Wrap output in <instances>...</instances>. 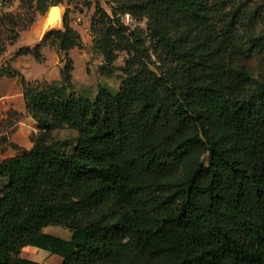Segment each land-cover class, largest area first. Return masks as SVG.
Masks as SVG:
<instances>
[{
	"label": "trees",
	"instance_id": "16d2710c",
	"mask_svg": "<svg viewBox=\"0 0 264 264\" xmlns=\"http://www.w3.org/2000/svg\"><path fill=\"white\" fill-rule=\"evenodd\" d=\"M123 2L150 19L152 57L136 40L140 56L118 92L77 95L70 63L60 81L22 79L39 132L31 151L0 161V264H41L22 257L28 246L62 264H264V64L235 66L264 57V31L246 29L264 20V0L252 15L209 0ZM5 20L19 36L34 18L21 29ZM91 28L108 62L101 73L112 75L130 47L124 27L98 5ZM52 36L65 50L78 45L66 26L17 56L43 61ZM53 121L78 132L72 144L48 136ZM185 161L187 175L170 181Z\"/></svg>",
	"mask_w": 264,
	"mask_h": 264
},
{
	"label": "rangeland",
	"instance_id": "374dc122",
	"mask_svg": "<svg viewBox=\"0 0 264 264\" xmlns=\"http://www.w3.org/2000/svg\"><path fill=\"white\" fill-rule=\"evenodd\" d=\"M214 5L225 6L227 11L230 9L242 10V13L252 15L262 5L263 0H209ZM59 5L62 9L63 20L59 26L51 32L66 33V26L76 35H78V45L65 50L61 46L60 39L52 36L46 45L42 48L44 60L38 61L32 55L17 56L18 52L24 48L34 47L42 41L40 32L44 21L52 6ZM100 5L111 16L112 19L118 20V25H122L125 30L126 41L130 47L123 51H118L117 60L110 66L113 69L112 75L101 73L100 68L107 65L108 62L94 47V36L92 32V22ZM9 14L16 21L15 27L21 29L30 18L34 21L28 29L16 34L11 31L14 28L13 22L5 20L0 22V47L5 46L6 50L0 54V74L5 67H10L21 72V76H3L0 77V120L5 122L8 118L3 112V108L9 104L20 106L23 95L22 79L27 81H60L61 72L67 63L71 64L74 92L90 98H95L101 87H107L113 92H118L121 86L122 78L130 70L129 61L131 57H139L137 42L143 48V56L152 57V40L150 19L142 14L139 10L133 9L130 4L123 0H0V16ZM246 28L248 31L259 33L264 31V20L258 18ZM241 29L242 36H247L248 31ZM49 34V32H48ZM134 45V46H133ZM132 46V47H131ZM140 58L136 60L139 61ZM135 62V63H136ZM134 63L133 68H136ZM132 64V63H131ZM130 64V67H131ZM264 64L262 56L240 57L235 66L240 70L258 71ZM10 99V100H9ZM0 125V145L5 143L7 138L4 135L5 129ZM39 130L34 134H37ZM33 134V135H34ZM48 136L55 141H65L72 144L78 137V132L66 125L56 121L52 122V130ZM189 171V162L185 161L180 164L170 175V181L183 179ZM0 183V188H1ZM61 190L54 189L49 193L52 201L60 199ZM45 232L56 234L61 237L69 238L71 232L69 229L59 226H48ZM24 248L22 257L34 260L39 256L34 251ZM41 252L48 253L45 250L38 249ZM35 250V251H38ZM50 255V259L43 264H53L60 259L57 255ZM61 260V259H60ZM154 264H172L166 259L158 260Z\"/></svg>",
	"mask_w": 264,
	"mask_h": 264
},
{
	"label": "crops",
	"instance_id": "0c3cea01",
	"mask_svg": "<svg viewBox=\"0 0 264 264\" xmlns=\"http://www.w3.org/2000/svg\"><path fill=\"white\" fill-rule=\"evenodd\" d=\"M3 112L7 114L8 118L5 122H1L0 120V125L2 127L1 129H5L3 134L7 138L5 143L0 145V161L31 151L33 148L32 136L38 129L37 123L26 111L24 98H22L20 106H14L9 101V104L3 108ZM26 248H29V251H34L39 255L34 258L36 262L43 264V262L50 259L49 252L40 253L38 248L32 246ZM60 259L54 261L53 264H62L63 259L61 257Z\"/></svg>",
	"mask_w": 264,
	"mask_h": 264
},
{
	"label": "water",
	"instance_id": "95a60500",
	"mask_svg": "<svg viewBox=\"0 0 264 264\" xmlns=\"http://www.w3.org/2000/svg\"><path fill=\"white\" fill-rule=\"evenodd\" d=\"M55 11H56V14L54 13ZM62 20H63V15H62L61 7L59 5L52 6L46 17V20L43 23V26L40 32V37L42 41L46 38V36L48 35V32L50 33L51 30H53L55 27L60 25Z\"/></svg>",
	"mask_w": 264,
	"mask_h": 264
},
{
	"label": "bare ground",
	"instance_id": "6f19581e",
	"mask_svg": "<svg viewBox=\"0 0 264 264\" xmlns=\"http://www.w3.org/2000/svg\"><path fill=\"white\" fill-rule=\"evenodd\" d=\"M54 13L56 14V11Z\"/></svg>",
	"mask_w": 264,
	"mask_h": 264
}]
</instances>
